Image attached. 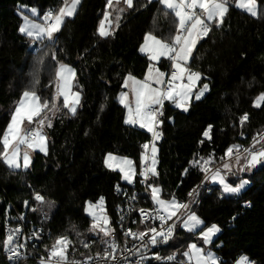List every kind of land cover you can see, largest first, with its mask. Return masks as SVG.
I'll use <instances>...</instances> for the list:
<instances>
[{"label": "trees", "instance_id": "16d2710c", "mask_svg": "<svg viewBox=\"0 0 264 264\" xmlns=\"http://www.w3.org/2000/svg\"><path fill=\"white\" fill-rule=\"evenodd\" d=\"M22 5L37 7L41 16L47 10H58L63 0H0V136L22 92L30 89L37 69L40 44L19 32L22 18L17 11ZM258 5L261 14L256 18L230 4L223 24L214 26L196 45L188 66L202 73L199 85H209L205 95L200 100L193 98L187 111L170 101L164 103L161 137L156 141L158 175L151 182L160 186L165 198L174 195L184 202L201 184L204 173L190 164L194 157L212 155V167H218L228 147L246 146L264 130V104L259 108L254 105L264 92V0H258ZM124 8L115 31L100 37L99 22L108 10L107 0H80L75 14L65 18L55 42H44L40 55H47L39 66L37 94L41 101L51 100L54 70L61 62L76 70L80 105L73 115L60 100V112L47 129V154L36 152L30 168L12 170L0 160V242L16 208L33 221L35 229H43L41 245L66 236L75 245L68 254H89L80 240L91 244V253L102 251L99 238L85 239L91 224L85 205L104 197L112 215L114 188L124 183L118 171L105 165V157L117 153L132 158L138 176L141 145L151 140L144 129L125 123V107L118 94L129 73L144 78L150 60L139 47L145 35L151 32L168 40L176 27L172 12L165 15L158 0H134L132 8ZM159 66L170 69L171 61L163 58ZM245 113L248 120L241 126L239 118ZM209 124L210 139L203 136ZM241 176L248 177L250 184L239 195L222 196L218 187H208L205 181L188 202L191 206L196 199L191 211L203 219L204 226H219L212 247L223 264H235L241 255L264 264V164ZM36 192L52 202L51 208L39 206L47 218L39 210L31 211L37 207ZM194 240H199L198 233L177 227L171 246L164 249L185 260L180 253ZM0 264H10L2 247Z\"/></svg>", "mask_w": 264, "mask_h": 264}, {"label": "snow or ice", "instance_id": "6c2138e0", "mask_svg": "<svg viewBox=\"0 0 264 264\" xmlns=\"http://www.w3.org/2000/svg\"><path fill=\"white\" fill-rule=\"evenodd\" d=\"M231 2L232 0H158L165 9V15L171 11L175 17V34L168 40H163L151 32L147 33L140 52L147 53L152 62H158L161 57L168 58L171 61V71L170 73L161 71L150 62L143 79H138L129 73L123 80V88L127 91H121L118 100L127 109L125 123L138 124L152 135V140L142 146L145 151L141 155V171L139 172L142 177L141 182L147 190H150V197L154 204L152 209L138 210L141 216L140 223L145 224L144 230L138 232L130 228L125 230L121 224V231L125 237V243L121 246L115 238L111 219L106 214L104 197H100L95 203L88 202L85 211L91 218L88 231L99 238L103 251L93 254L91 244L80 240L79 243L88 250L89 254H81L82 259L70 261L68 250L75 249V245L66 236H59L51 248L46 246L47 258L40 257L38 264H145L148 259L146 253L150 248L171 246L169 242L175 239L178 226L187 233L193 235L198 233L202 245L212 243L213 237L220 232L218 225L211 224L203 227L204 221L191 211L189 202H181L174 195L170 199H164L162 189L148 183V180L150 176L158 175L155 141L161 137L158 128L163 123L160 117L163 115L164 103L170 101L177 108L187 111L193 96L196 100H200L209 89V85L204 83L202 88L194 93L197 82L202 79V73L192 70L188 66L189 61L197 43L207 37L214 26L219 27L223 24ZM79 3L80 0H63V5L58 10L50 9L42 16L36 8H31L30 12L34 17L31 19L20 13L23 24L19 27V32L29 37L34 44L39 42L40 48L37 49V69L33 72L31 87L22 92L10 115L6 129L0 136V160L12 170L29 168L32 163L30 152L33 150L39 149L40 152L47 154V137L43 128L51 126V119L58 111L56 101L60 97H63V107L71 114H76L80 104V93L71 91V81L76 75L75 69L71 66L57 62L54 70L55 93L51 100L41 101L35 88L40 83L39 66L44 64V57L47 55L46 53L40 55L45 46L44 42H55V34L61 30L65 18L75 14ZM120 3L121 0H107V6L112 11L106 10L103 13L104 18L100 20L98 28L100 37L110 36L114 27L119 26V20L125 11V8L118 7ZM123 4L130 9L133 7V0H123ZM236 6L246 10L252 17L258 18L261 14L258 10V0H236ZM55 59L53 54L52 60ZM129 93L132 94L131 99ZM262 104H264V92H261L254 101L257 108ZM247 120L248 114L245 113L239 118L240 125L243 126ZM25 124L28 125L26 130L23 127ZM211 129L212 125L209 124L203 136L210 139ZM262 142H264V134L257 133L253 136L252 146L248 148L241 150L239 145L228 147L225 156L220 158V165L215 168L212 167L215 163L212 155H209L207 159L194 157L190 164L204 173L206 181L218 184L221 187L222 196L239 195L250 181L247 178H239L238 182H229V175H235L232 161H235L237 172H247L255 168L257 164L264 162V143ZM257 144H260L258 149ZM242 159L243 164H241ZM104 163L110 169H118L122 173V179L130 184L137 176L135 162L127 157L108 153ZM117 190L119 191L118 185ZM194 193L198 195L194 189L189 196L193 197ZM131 199L135 200V194ZM34 200L37 207L31 208V211L39 210L44 218H47V212H43L39 206L47 204L51 208L52 202L46 201L44 195L39 192L34 193ZM24 204L27 206L28 201ZM20 219H23V216ZM149 223L152 226H148ZM42 231L43 229H35L31 238L39 239ZM76 234L79 236V233ZM22 236L21 226L9 227L3 241L0 242V247L7 254L10 264H21L28 259L26 249L29 237H23L21 242ZM128 237L133 240L132 247H128ZM136 241H139L138 246ZM180 254L185 258L183 262L177 261L175 252L166 257H161L158 252H154L153 257L157 260H166L168 264H223L214 252L205 250L196 242L187 244L186 249ZM129 256L138 257V259H129ZM235 264H255V262L246 255H241Z\"/></svg>", "mask_w": 264, "mask_h": 264}, {"label": "built area", "instance_id": "2783aa9c", "mask_svg": "<svg viewBox=\"0 0 264 264\" xmlns=\"http://www.w3.org/2000/svg\"><path fill=\"white\" fill-rule=\"evenodd\" d=\"M163 71L166 73H170L171 68L170 69L164 68ZM260 133L264 134V130H262ZM151 140H152V136H151ZM149 142H146V143H149ZM252 143H253V138L250 141V143H248V145L241 146V150L243 148H248L252 146ZM144 144L145 143H143L140 148L142 153H144L145 151L142 147ZM149 154H150V149H149ZM140 171H141V165H140L139 172ZM141 181H142V177L138 173V176L134 179V181L131 184L124 181V183L117 184L119 186V191L117 190V186H115L114 188V202L112 204V220H113V228L115 229V238L121 244V246H123V244L125 243V237L123 235V232L121 231V224L123 225V228L125 230L130 228L134 232L143 231L145 228V224L140 223L141 216L139 215L138 210L139 209L148 210L154 207V204L150 197V190H147L145 185ZM148 183H151V176L149 177ZM199 189H200V185L198 188L195 189L196 192H198ZM134 194H135V200H132L131 197ZM189 199H190V196L184 202H188ZM21 216H23V219H20ZM121 217H123V221H121ZM28 218L29 217L24 216L23 214L18 212L16 208H14V214L12 216L11 221L6 222L5 224V227H4L5 234L9 227L15 228L17 226H21L23 229V236L21 238V242H23V237H29V239L27 240V249H26L27 254H28L27 260L33 259V260L39 261L40 257L47 258L46 246L47 248H51L53 244L41 245L40 237L39 239L31 238L32 232L35 230V227L37 226L33 223V221L30 218L29 219ZM148 226H152V225L149 223ZM127 244H128V247H132L133 240L131 239V237L127 238ZM136 244L138 246L139 241H136ZM164 248L165 246L164 247L156 246L154 248H150L149 251L146 253V256L148 257V259L145 261V264H168L166 260H163V259L157 260L153 257L154 252H158L161 257H166L167 255L173 253V252H167ZM102 251H103V248H102ZM5 255L7 257L6 253ZM68 259L70 261L80 260L82 259V256L75 255L74 253H72V254H68ZM129 259H138V257L134 258V257L129 256ZM250 260L254 261L253 259H250ZM26 261H22L21 263H24ZM177 261L183 262L184 259H182L181 257L177 255Z\"/></svg>", "mask_w": 264, "mask_h": 264}, {"label": "rangeland", "instance_id": "374dc122", "mask_svg": "<svg viewBox=\"0 0 264 264\" xmlns=\"http://www.w3.org/2000/svg\"><path fill=\"white\" fill-rule=\"evenodd\" d=\"M134 1V0H133ZM121 3H123V0H121ZM121 3H120V5H118V7H123L124 8V6L123 5H121ZM231 4H233V5H235L236 6V0H232V2H231ZM31 8H36L37 10H38V13H39V9L37 8V7H35V6H26V5H22V6H20L19 7V9H18V13L20 14V13H22L23 15H26V16H29V18L31 19V18H34L33 16H32V14H31V12H30V9ZM244 10V9H243ZM258 10H259V5H258ZM108 11H112V9H110L109 7H108ZM246 11V10H245ZM21 16V18H22V15H20ZM42 16V15H41ZM119 23H120V20H119ZM22 24H23V19H22V22H21V26H22ZM117 27H114V29H113V32L115 31V29H116ZM112 32V33H113ZM57 34V33H56ZM56 34H55V36H56ZM25 35V34H24ZM161 39V38H160ZM203 39V38H202ZM201 39V40H202ZM200 40V41H201ZM199 41V42H200ZM198 42V43H199ZM143 43H144V41H143ZM142 43V44H143ZM197 43V44H198ZM141 44V45H142ZM141 47V46H140ZM140 47H139V51H140ZM195 49V48H194ZM193 52H194V50H193ZM142 53V52H141ZM143 54H146L147 56H148V54L147 53H143ZM149 58V57H148ZM162 58H164V59H168V58H166V57H161V59ZM160 59V60H161ZM191 59V58H190ZM159 60V61H160ZM159 61L158 62H152V61H150L151 63H153V65H154V67H158V63H159ZM159 68V67H158ZM138 79H140V78H138ZM202 86L203 85H199V81L197 82V86H196V88L193 90L194 91V93L195 92H197L200 88H202ZM71 91L72 92H79L80 93V89H79V86H78V82H77V76L75 75V78L72 80V83H71ZM121 91H127V89H125V88H123V90H121ZM120 91V92H121ZM208 91V90H207ZM206 91V92H207ZM120 92H119V94H120ZM205 92V93H206ZM54 93H55V86H54ZM205 93H204V95H205ZM119 94H118V97H119ZM203 95V96H204ZM202 96V97H203ZM129 97H130V99L132 98V94L131 93H129ZM201 97V98H202ZM63 99V97H60L57 101H56V103H57V108H58V111L56 112V115L60 112V106H59V100L60 99ZM193 98H195V96H193ZM192 98V99H193ZM192 101V100H191ZM80 105V104H79ZM78 105V106H79ZM15 108V107H14ZM78 108V107H77ZM55 115V116H56ZM126 115H127V109L125 108V118H126ZM55 116L51 119V124L53 123V120H54V118H55ZM130 125V124H129ZM132 126H135V127H140L138 124L137 125H132ZM24 129L26 130L27 128H28V125L27 124H25L24 126ZM145 129V128H144ZM147 132H148V130L147 129H145ZM158 130H159V128H158ZM148 133H150V132H148ZM44 134L47 136V137H49L48 136V133L46 132V130L44 131ZM150 135H151V133H150ZM152 136V135H151ZM262 143H264V142H262ZM155 145H156V148H157V154H156V158H157V155H158V146H157V144H156V141H155ZM260 147V144H257L256 145V148L258 149ZM114 155H116V156H118V157H127V158H129V159H131L132 161H134L132 158H130V157H128V156H125V155H120V154H117V153H113ZM107 156V155H106ZM106 158V157H105ZM135 162V161H134ZM140 162H141V159H140ZM157 164H158V159H157ZM157 164H156V170H157ZM232 164H233V172L235 173V175H229V177H228V179H229V182H233V181H231V180H234V178H236L237 177V179H236V182H238V179L239 178H247L248 179V177H246V176H241L242 175V173L243 172H237L236 171V165H235V161L233 160L232 161ZM241 164H243V159L241 160ZM262 164H264V162H261L260 164H257L256 165V167L255 168H252L250 171H247V172H245V174H250L254 169H256V168H258L259 166H261ZM136 165V164H135ZM112 170H115V171H118L119 173H120V171L118 170V169H112ZM136 171H137V166H136ZM121 174V177H122V173H120ZM136 178V177H135ZM134 178V179H135ZM151 178H153V177H151ZM249 180V179H248ZM124 181V180H123ZM125 182H127V181H125ZM152 184H155V185H157L156 183H154V182H151ZM206 184L208 185V187H210V186H215V187H218L219 189H220V191H221V187L218 185V184H215V183H213V182H211V181H206ZM250 184V183H249ZM248 184V185H249ZM248 185L245 187V189L248 187ZM157 186H159V185H157ZM160 187V186H159ZM244 189V190H245ZM244 190H242V191H244ZM224 196H229L228 194H225ZM232 196V195H231ZM162 197L164 198V199H170V198H165L163 195H162ZM99 199H97L96 201H87L86 202V205H85V209H86V207H87V204H88V202H92V203H95V202H97ZM104 206H105V209H106V214L110 217V219H111V222H112V227H113V220H112V215H111V213L108 211V209H107V205H106V200H105V198H104ZM86 212V211H85ZM195 212V211H194ZM196 213V212H195ZM87 214V213H86ZM197 214V213H196ZM88 215V214H87ZM198 215V214H197ZM89 216V215H88ZM199 216V215H198ZM90 217V216H89ZM202 219V218H201ZM203 220V219H202ZM208 226H210V225H208ZM208 226H204L203 225V227H208ZM178 228H180L179 226H178ZM181 229V228H180ZM219 234V232L218 233H216V235L213 237V240H212V242L214 241V239L216 238V236ZM89 237H96L93 233H90L89 231H88V233H87V236H86V240H88V238ZM199 237V236H198ZM97 238V237H96ZM88 242V241H87ZM192 242H196L198 245H201L202 247H204L205 248V250H211L212 252H214L215 254H216V256L218 257V255H217V253H216V251L214 250V248L212 247V243L211 244H209V245H202V243H201V241H200V238H199V240L198 241H190L189 243H192Z\"/></svg>", "mask_w": 264, "mask_h": 264}, {"label": "crops", "instance_id": "0c3cea01", "mask_svg": "<svg viewBox=\"0 0 264 264\" xmlns=\"http://www.w3.org/2000/svg\"><path fill=\"white\" fill-rule=\"evenodd\" d=\"M121 5H123V6H125L123 3H121ZM163 59V58H162ZM166 60V59H165ZM68 65V64H67ZM70 66V65H69ZM72 67V66H71ZM158 67L160 68V70L161 71H163V69L159 66V63H158ZM73 68V67H72ZM74 69V68H73ZM75 73H76V70H75ZM71 83H72V81H71ZM80 97H81V93H80ZM62 99V98H61ZM60 99V100H61ZM60 100H59V102H60ZM63 100V99H62ZM141 128V127H140ZM47 129H48V127L47 126H45L44 128H43V132L46 130V132H47ZM142 129H144V128H142ZM145 130V129H144ZM146 131V130H145ZM47 137V136H46ZM48 140H49V137H47V147H48ZM36 152H40L39 151V149H36V150H33V151H31L30 152V155H31V160L33 161V158H34V155H35V153ZM31 165H32V163H31ZM31 165H30V167H31ZM29 167V168H30ZM21 169H23V168H21Z\"/></svg>", "mask_w": 264, "mask_h": 264}, {"label": "water", "instance_id": "95a60500", "mask_svg": "<svg viewBox=\"0 0 264 264\" xmlns=\"http://www.w3.org/2000/svg\"><path fill=\"white\" fill-rule=\"evenodd\" d=\"M205 181H206V180L203 178V180H202V182H201V184H200V187L204 185ZM195 202H196V199L193 201V203L191 204L190 208H192V206H193V204H194Z\"/></svg>", "mask_w": 264, "mask_h": 264}]
</instances>
